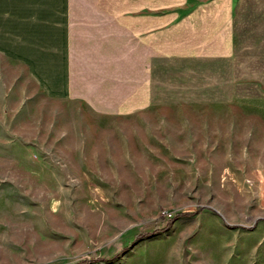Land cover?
I'll return each mask as SVG.
<instances>
[{
  "label": "rangeland",
  "instance_id": "1",
  "mask_svg": "<svg viewBox=\"0 0 264 264\" xmlns=\"http://www.w3.org/2000/svg\"><path fill=\"white\" fill-rule=\"evenodd\" d=\"M7 43L0 264H264V120L94 115L48 97Z\"/></svg>",
  "mask_w": 264,
  "mask_h": 264
},
{
  "label": "crops",
  "instance_id": "2",
  "mask_svg": "<svg viewBox=\"0 0 264 264\" xmlns=\"http://www.w3.org/2000/svg\"><path fill=\"white\" fill-rule=\"evenodd\" d=\"M1 4L3 51L50 98L120 120L208 112L236 127L240 117L264 120V0Z\"/></svg>",
  "mask_w": 264,
  "mask_h": 264
},
{
  "label": "trees",
  "instance_id": "3",
  "mask_svg": "<svg viewBox=\"0 0 264 264\" xmlns=\"http://www.w3.org/2000/svg\"><path fill=\"white\" fill-rule=\"evenodd\" d=\"M205 209L204 208H202V207H200V208H197V209H195V210H193V211H191V212H188V213H179V214H177L174 218L173 217H171L169 220H167V227L166 228H164V230L162 231V232H165L166 230H168V228H169V226L175 221V220H177L178 218H181V217H194V216H196V215H199L201 212H203ZM145 237L147 236V237H151V236H153V233H151V234H146V235H144ZM143 237V236H142ZM97 262H100V260H98V259H91V260H83V261H81V262H79L78 264H94V263H97Z\"/></svg>",
  "mask_w": 264,
  "mask_h": 264
}]
</instances>
